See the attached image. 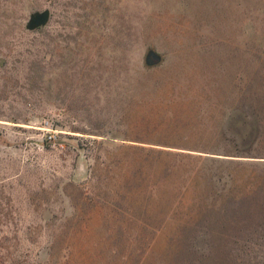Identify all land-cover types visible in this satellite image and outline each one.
Instances as JSON below:
<instances>
[{"label":"rangeland","instance_id":"1","mask_svg":"<svg viewBox=\"0 0 264 264\" xmlns=\"http://www.w3.org/2000/svg\"><path fill=\"white\" fill-rule=\"evenodd\" d=\"M0 264H264V0H0Z\"/></svg>","mask_w":264,"mask_h":264},{"label":"water","instance_id":"2","mask_svg":"<svg viewBox=\"0 0 264 264\" xmlns=\"http://www.w3.org/2000/svg\"><path fill=\"white\" fill-rule=\"evenodd\" d=\"M50 19V12L48 10L43 12H36L30 16L27 23L28 30H35L45 26ZM162 61V57L158 55L155 50H149L146 55V66L148 68L158 65Z\"/></svg>","mask_w":264,"mask_h":264},{"label":"built area","instance_id":"3","mask_svg":"<svg viewBox=\"0 0 264 264\" xmlns=\"http://www.w3.org/2000/svg\"><path fill=\"white\" fill-rule=\"evenodd\" d=\"M47 125H48V123H47ZM49 139H50L51 141H53V140H55L56 138H55V136L51 135V136L49 137Z\"/></svg>","mask_w":264,"mask_h":264}]
</instances>
